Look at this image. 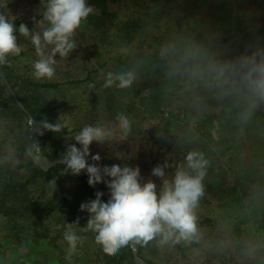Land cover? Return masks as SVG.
I'll return each instance as SVG.
<instances>
[{
	"label": "trees",
	"instance_id": "16d2710c",
	"mask_svg": "<svg viewBox=\"0 0 264 264\" xmlns=\"http://www.w3.org/2000/svg\"><path fill=\"white\" fill-rule=\"evenodd\" d=\"M25 1L30 0H0V12L14 20L17 29L16 35L19 38L21 36L18 35V28L21 23L26 24L30 30L39 31V25L36 26L33 18H35V21L42 19L40 14V11H43L41 0L39 8L33 9L28 6L23 8L22 3ZM37 1L39 2V0H32L31 3L35 4ZM181 1L180 3L179 0H88V3L94 8V12L91 15L97 21V25H88L94 28H87L88 34L95 37L103 35L104 42L107 41L111 47L108 50L112 53L107 60L116 61L120 63V66L123 62L120 68L126 70L130 61H134L133 58L138 59L141 56L148 57V55L155 52L160 53L162 45L170 41L166 38V40L163 39L166 36L165 32L171 30V25H168L166 20L164 26L159 25L163 20V13H175L176 15L178 10L182 8L186 10L194 8L193 2H199L200 0ZM184 1H187L188 5H190L189 9L186 6L183 7ZM235 1L215 0L218 4H229V8ZM174 2L178 3V10L175 8L176 4L174 5ZM156 6L161 8L155 10ZM233 12L236 13L237 10H233ZM237 31L241 32L239 42L234 41ZM191 32L194 39L198 41L203 39V30L192 29ZM220 33L222 34V44L229 47L228 54L236 55L244 50L245 44L254 36H259L264 41V22L254 32L244 27H239L224 30ZM184 37H187V35H180L175 38ZM75 39L77 43L78 40L76 37ZM29 45H31L30 40L27 41L26 47ZM75 51L70 53L69 59H72ZM23 52L21 51L20 55L26 54ZM34 56L35 58L32 60L37 59L35 54ZM17 57H9L10 63L0 65V67L17 97L32 115L35 124H32V129H30L26 114L12 99L0 78V120L7 122V126L10 125L18 131L17 142L20 153V158L17 162L0 159V221L3 222L0 225L3 230L0 237L6 239L12 236L17 241L18 246H25L28 238H32L33 242L39 241L46 233H52L50 242H55L51 247L54 248V251L55 249L58 251L57 263L52 264H63L64 257L62 253H64L63 249L67 247V243L63 240V232L67 224L75 223L79 217V224L73 225L77 234L87 237L93 234L92 232L82 231V228L87 224L89 214L86 211H80V205L95 199V193L98 191L95 187L89 186L88 178L83 172L79 176H74L71 173L61 174L63 169L61 163L48 168H42L40 165H45L47 161L62 156L68 146L61 142L65 138L63 134L70 132L71 125H73V128L75 125L72 118L65 121H63L64 119H59L57 110L63 103L56 101L55 104L57 96L53 98L51 93H55L58 90H70L73 85L77 88L80 86L84 87L85 94L75 92L72 93L70 98L85 100L87 92L91 95V93L98 91V85L91 75L94 72L98 75L100 72L91 70L84 72L75 69L79 72L72 76L61 72L57 73L58 76L56 75V78L51 81H37L31 74H20L17 72L14 64ZM56 58L60 57L57 56ZM62 60L66 64L69 62L67 58ZM106 63L103 61L99 65L104 66ZM162 66L165 69L164 61H162ZM123 70H113L111 72H127ZM160 74V72H151L149 70L141 71L140 76L143 79H136L131 88L139 96L142 94L145 85L146 88H153L151 84L156 78L158 87L168 88L171 86L172 88L173 86L172 89L175 92L181 93L180 97L171 99V103L170 101L166 102L167 104L164 103V105H167L166 109H161L163 104L159 101L152 107L147 106L148 108H146L151 116L153 115V111H151L153 107L160 113L159 120L162 121L159 123L160 125L158 124L159 126L154 124L152 131L154 129L159 131V133L163 131L164 139L149 142L150 139L145 133L140 137L142 150L148 152L147 155H149L152 167L166 163L169 165L165 169L166 177L171 178L176 167L184 164L180 159L183 155H186L187 150H197L203 152L204 155L206 154V145H204L203 139L200 136L195 138L191 136L194 131L198 132L199 127L205 129L208 127L207 122L201 121L203 116H210L211 119H221L224 124L232 125L230 129L233 128V130L241 127L236 122L237 110L235 108H230L227 104L222 105L203 90H198L199 96L203 100V103H200L192 93L185 92L182 84L178 81L169 80L166 76L160 77ZM164 78L167 82L162 80ZM89 84H94L95 87L90 88ZM113 88L121 92H126L127 90L129 92V88L119 89L115 86ZM95 94L97 97L101 96L100 94ZM97 97L94 95V98L99 101ZM149 97L155 100L153 96ZM149 97L142 96L141 98L145 100ZM121 101V99L114 97L111 92L104 95L102 110L104 112L108 110L110 113L108 118L116 119L118 114L117 105H123ZM81 105L80 103L78 106ZM164 113L167 116H163ZM135 115L132 113L133 117ZM253 116L257 117L255 121L259 125V131L252 135L253 139H249V142L254 144L257 151L261 154L264 148L262 145L264 144V109H259ZM42 121L52 124L59 123L62 125V130L60 132L44 130L41 127ZM249 124L243 126V129L248 130ZM37 128L43 132L42 135L38 134ZM33 131H36L37 134L36 137L35 133L32 134L31 141L29 134ZM35 142L39 143L41 159H37L39 154L34 149H31L32 144ZM241 172V166L233 169L234 175H239ZM260 173L264 178V170L261 169ZM207 176H211L212 179L213 173L207 172ZM151 177L158 181L159 188L161 184L160 178L152 175ZM252 178L255 184L257 179L254 176ZM53 179L56 181V186L49 184V181ZM99 184L109 193L106 184ZM44 186L46 191L44 195H41ZM101 199L107 202L104 196ZM221 199L216 198L217 203L212 205L211 201L205 197H202L199 201V205L195 209L199 229L198 241H181L179 244L164 246H160L156 240L149 242L147 245H140L134 242L139 262L144 261L147 264H186L187 258L185 256L187 253L201 248L209 256L210 264H251V259L260 253L253 248L254 242L257 241L256 237L237 230L238 228L234 224L238 215L235 216L232 212L231 200ZM222 207L225 208V212ZM46 216L49 217L47 221L44 220ZM32 228H36L38 231H36L35 236L29 237L27 232L29 230L31 232ZM21 236L24 238H20ZM56 240L59 241V244L56 243ZM200 240L201 243L203 241V246L201 245V247H199V244H201L199 243ZM78 247L82 248V245H78ZM243 249L246 250L241 251ZM250 253H255V256L251 257ZM93 259L95 264H137L138 261L134 259L130 245L121 249L114 256H108L100 249L98 254L93 255ZM30 260L33 259L27 256L25 261L19 264H40V262L36 261L38 259L33 260V263Z\"/></svg>",
	"mask_w": 264,
	"mask_h": 264
},
{
	"label": "clouds",
	"instance_id": "9594fccd",
	"mask_svg": "<svg viewBox=\"0 0 264 264\" xmlns=\"http://www.w3.org/2000/svg\"><path fill=\"white\" fill-rule=\"evenodd\" d=\"M42 19L34 22L40 30H30L21 23L18 32L21 37L30 39L34 47L36 60L32 63V77L37 80L51 81L57 75V59L68 58L77 49L76 35L94 8L88 0H41ZM248 21L251 13H245ZM258 26H253L254 32ZM204 30L202 40L190 37L175 38L162 45L160 59L165 63V76L178 81L185 92L192 93L195 99L203 103L198 90L210 94L217 102L235 108L236 122L247 125L253 115L264 107V41L254 36L236 55H229V47L222 44V34L216 30ZM17 29L14 20L0 12V65L10 63L9 57L20 55L22 48L17 43ZM137 76L133 71L104 74L105 88L128 89ZM89 87H95L89 84ZM119 130L127 135L131 130V121L123 113L116 116ZM35 124V122H32ZM44 130L60 132L62 125L41 122ZM39 135L43 132L37 128ZM113 136L111 129L103 126H83L73 137L81 147L75 144L67 146L60 163L61 174L71 173L88 175L89 186L106 184L110 198L102 201L103 193L96 192L95 199L80 205V211L89 214L83 232H92L94 242L104 254L114 256L121 249L135 242L147 245L156 240L160 246L175 245L181 241L199 240V229L195 209L204 195L203 181L207 174L209 160L203 152L193 150L185 156V163L176 167L171 178L166 177V163L155 166L151 175L160 178L158 185L151 179L142 182L139 166L100 167L89 164L90 145L93 142L105 144ZM40 153L38 142L32 144ZM30 149V151H31ZM42 157L37 156V159ZM119 158V157H118ZM93 161H100L99 154L92 155ZM107 178V179H106ZM56 186L55 179L49 181ZM68 223L63 232L67 243L65 260L72 264V258L87 238L79 235L73 225Z\"/></svg>",
	"mask_w": 264,
	"mask_h": 264
},
{
	"label": "rangeland",
	"instance_id": "374dc122",
	"mask_svg": "<svg viewBox=\"0 0 264 264\" xmlns=\"http://www.w3.org/2000/svg\"><path fill=\"white\" fill-rule=\"evenodd\" d=\"M31 1L32 0L23 2L22 7L25 8V6H28L30 9L39 8L40 0L35 4L31 3ZM179 1L180 3L182 2L181 0ZM184 3L183 7L186 6V8L189 9L190 5H188V2L184 1ZM173 4H176L175 8L178 10V3L174 2ZM193 5L194 8L190 10L183 8L178 10L176 15L175 13H163L164 17L159 25L164 26V24H166L165 20L168 25H171V30L165 32L166 36L163 40L175 39V37L180 35H187V37L193 38L192 29L197 31L203 29L216 30L219 33L224 30L239 27L252 30L254 25L260 26L264 22V0H236L230 8L229 4H218L215 0H200L199 2H193ZM159 8L161 7L156 6L155 10ZM233 10H237V12L234 13ZM245 13L252 14L251 21L246 19ZM88 25H97V21H95L92 15L88 17L81 29L78 30L76 35L78 47L73 53L72 59L67 58L69 62L66 64L64 60L56 58V69L58 74L62 72L69 76L79 72L75 69L84 72L89 70L99 71L100 74L97 75L96 72H94L91 76L92 79L96 81L98 91L100 92L95 91L91 93V95L87 92L85 100L80 98L74 100V98H70L72 97V93L75 92L78 94H85L84 87L80 86L77 88L73 85L70 90L67 91L58 90L55 92L57 95L51 93L53 98L57 96L55 104L56 101L63 103L57 110L59 119H64L63 121H65L72 118L75 123L74 128L73 125H71L70 132H65L63 134L65 138L63 141L61 140V142L66 145L75 144L80 148L81 146L77 144L73 137L83 126H103L111 129L113 131V136L109 141L105 144L93 142L90 145V155L87 157L89 164L95 163L100 167L105 165L111 166L113 164L121 167L125 165L130 167L139 166L142 182L151 179L158 185V181L151 177L153 167L149 161L148 152L142 150L140 137L145 133L150 139V142L162 140L165 136L163 131H160V133L155 129L152 131L154 124L159 126V123L162 121L159 120L160 113L158 110L153 107L151 109L153 115L151 116L146 108L152 107L159 101L163 104L161 109H166L167 105H164V103L167 104L166 102L168 101L171 103L174 98L180 97L181 93L175 92V90L172 89L173 86L172 88L171 86L168 88L163 86L158 87L156 78L151 84L153 88H146L145 85L142 94L139 96L131 87L129 88V92L128 90L126 92H121L113 87L105 88L103 86L104 74L113 70H123V68H120L123 62L120 66V63L116 61L107 60L108 56L112 55L108 50L111 47L107 41L104 42L103 35H99L98 37L89 35L87 28H94ZM240 36L241 32L237 31L234 41L239 42ZM29 40L30 39L24 37H17V43L22 46L21 48L24 47L22 51L26 53L23 56H18L14 62L16 70L20 74H31L32 72V63L34 61L32 59L35 58V50L32 44L26 47L27 41ZM133 60L134 61H130L129 66H127L128 68L123 71H134L137 76L136 79L142 80L143 78L140 76L141 71L148 70L151 72H160V77L165 76V69L162 66L159 52L152 53L148 55V57L141 56L138 59L133 58ZM103 61L107 63L104 66H100L99 64ZM116 65L119 66L116 67ZM162 80L167 82L165 78ZM108 92H111L114 97L122 100L121 102L123 105H117L118 113L121 112L125 114L131 121V130L126 136L119 130L118 121L108 118L110 117L108 110L107 112L102 110V106L104 105L102 99ZM95 93L101 96L97 97ZM94 95L99 98V101L94 98ZM142 96H153L155 100L152 98L150 99V97L144 100L141 98ZM80 103L82 105L78 106ZM260 109H264V107ZM132 113L136 115L133 117ZM163 116H167V114L164 113ZM256 119V116L252 117L249 122L248 130H241V128L233 130V128L230 129L232 125L227 123L224 124L221 119H211L210 116L205 115L201 118V121L204 123L207 122L208 127L206 129L199 127L198 132L194 131L191 136L192 138L200 136L203 139V143L206 145L205 157L210 162L207 172L213 173L212 179L211 176H207L206 174L203 181L205 188L203 197L210 200L211 205L217 203L215 200L216 198L231 200L232 212L235 216L238 215L235 218V227L238 228V231L253 235L257 240L254 242L253 248L260 253L256 256L255 253H250L251 257L255 256L251 259V264H264V178L260 173L261 169L264 170V148L260 154L255 145L249 142V139H253L252 135L259 131V125L255 121ZM6 123L7 122L0 120V159L17 162L20 158L18 150L19 144L17 142L18 131L10 125L7 126L8 123ZM33 133H35V137L37 134L36 131L29 134V137L31 135V141ZM147 145L149 144L147 143ZM262 145L264 146V144ZM189 151L191 150H187L185 154ZM96 154H99L101 157V160L98 162L91 159V156ZM185 156L186 155H183L180 159L183 163H185ZM238 166L242 167V172L239 175H234L233 169ZM253 176L257 179L255 184L254 181H252ZM45 191L46 187L44 186L41 195H44ZM222 208L225 212V208ZM44 218V220L47 221L49 217L46 216ZM1 224H3L2 221H0V225ZM36 228H32L31 232L29 230L30 233L27 232V236H35L37 233L36 231H38ZM1 233H3V230L0 228V234ZM51 235L52 233H46L43 238L34 242L32 238H28L25 246H18L17 241H15L12 236L6 239L0 237V264H19L24 262L27 256L33 260L38 259L36 261L40 262V264L57 263L58 251H56V249L54 251V248L51 247L55 242H50V239H52ZM88 236L89 237L86 236L87 238L82 244V248H77V252L72 258V264H95L93 255L98 254L101 248L94 242V234ZM20 238L23 239L24 237L21 236ZM56 243L59 244V241L56 240ZM199 243H201V240ZM202 243L199 244V247H201ZM66 248L67 247L63 249L64 253H62L64 257L63 264H69V262L65 260ZM200 249L201 248L198 250L194 249L187 253L185 256L187 258L186 264H210L209 256ZM244 250L246 249L241 251ZM33 260H30V262L33 263Z\"/></svg>",
	"mask_w": 264,
	"mask_h": 264
},
{
	"label": "water",
	"instance_id": "95a60500",
	"mask_svg": "<svg viewBox=\"0 0 264 264\" xmlns=\"http://www.w3.org/2000/svg\"><path fill=\"white\" fill-rule=\"evenodd\" d=\"M0 78L1 80L3 81V83L5 84L6 88H7V91L9 92V94L11 95L12 99L17 103V105L22 109V111L26 114L27 116V121H28V125L30 127V129H32V122L34 121L32 115L30 114V112L24 107V105L22 104V102L19 100V98L17 97L15 91L13 90L10 82L8 81L7 77L5 76L4 72L2 71L1 67H0ZM31 139V135L29 137ZM37 156H40L37 155ZM60 160H61V157L59 158H56L54 160H50V161H47L45 163V165L43 164H40L42 168H48V167H51V166H54L56 164H59L60 163ZM86 177L88 178V175L86 172H83ZM96 188L97 191L103 193V196L108 200L110 198V195L108 192H106L101 186L100 184H96L94 186ZM130 248H131V252H132V255L134 257L135 260H138L137 261V264H147L146 262L142 261V262H139V257L137 255V252H136V247H135V244H134V241L130 243Z\"/></svg>",
	"mask_w": 264,
	"mask_h": 264
}]
</instances>
